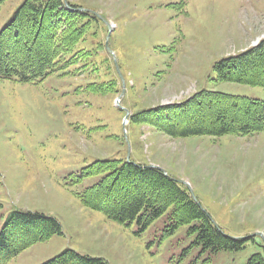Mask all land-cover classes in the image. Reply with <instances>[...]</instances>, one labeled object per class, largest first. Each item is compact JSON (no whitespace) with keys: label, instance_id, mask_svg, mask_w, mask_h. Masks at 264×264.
<instances>
[{"label":"rangeland","instance_id":"374dc122","mask_svg":"<svg viewBox=\"0 0 264 264\" xmlns=\"http://www.w3.org/2000/svg\"><path fill=\"white\" fill-rule=\"evenodd\" d=\"M23 1L0 7V31ZM68 2L103 17L75 48L78 62L35 83L0 78V234L16 210L62 227L8 264H43L66 250L107 264H248L264 252V132L173 138L131 121L126 141L123 113L182 103L201 91L264 101V88L218 82L213 68L264 40V0ZM256 72L264 80V67ZM221 106L216 110H226ZM101 159L160 168L186 183L226 236H256L242 250L211 253L189 225L167 233L175 222L170 211L145 229L109 219L78 196L101 176L73 178Z\"/></svg>","mask_w":264,"mask_h":264},{"label":"trees","instance_id":"16d2710c","mask_svg":"<svg viewBox=\"0 0 264 264\" xmlns=\"http://www.w3.org/2000/svg\"><path fill=\"white\" fill-rule=\"evenodd\" d=\"M7 1L0 0V7ZM70 7L78 8L71 3ZM96 23V17L67 8L65 0H24L0 31V78L35 83L76 64L79 58L72 54ZM82 54L80 58L84 59L89 52ZM260 66L264 67V40L216 62L213 68L218 82L264 88V80L256 72ZM223 104L227 111L216 110ZM131 121L147 124L173 138L252 136L264 132V101L201 91L181 104L144 110L133 115ZM95 175L101 176L100 180L78 196L85 206L109 219L126 226L137 221L145 229L170 211L175 222L167 229L169 235L189 225L197 243L211 253L245 248L247 241L233 240L214 228L188 189L158 169L137 166L125 159L96 160L83 168L80 176L73 177L74 183ZM61 231L58 220L45 214L12 212L0 234V264L10 263ZM43 264L107 263L102 258L66 250ZM248 264H264V252L253 255Z\"/></svg>","mask_w":264,"mask_h":264},{"label":"water","instance_id":"95a60500","mask_svg":"<svg viewBox=\"0 0 264 264\" xmlns=\"http://www.w3.org/2000/svg\"><path fill=\"white\" fill-rule=\"evenodd\" d=\"M126 120H128V117H127V119ZM125 137H126V134H125ZM149 168H154L153 166H149ZM160 171H162L163 173H165L162 169H160V168H158ZM232 238V237H231ZM249 237H247V238H244V239H248ZM232 239H236V238H232Z\"/></svg>","mask_w":264,"mask_h":264}]
</instances>
